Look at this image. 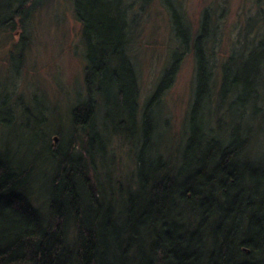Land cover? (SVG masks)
I'll use <instances>...</instances> for the list:
<instances>
[{
  "label": "trees",
  "instance_id": "trees-1",
  "mask_svg": "<svg viewBox=\"0 0 264 264\" xmlns=\"http://www.w3.org/2000/svg\"><path fill=\"white\" fill-rule=\"evenodd\" d=\"M50 1L0 0V32L26 30ZM69 1L87 64L86 95L66 134L59 129L53 145L33 109L15 116L0 103L9 137L0 145V264H264V9L254 19L263 24L247 25L248 47L222 65L216 91L210 17L191 40L176 0H162L179 47L141 106L128 0ZM191 44L194 100L171 148L159 125L161 96ZM115 137L135 153L127 184L113 178Z\"/></svg>",
  "mask_w": 264,
  "mask_h": 264
},
{
  "label": "rangeland",
  "instance_id": "rangeland-1",
  "mask_svg": "<svg viewBox=\"0 0 264 264\" xmlns=\"http://www.w3.org/2000/svg\"><path fill=\"white\" fill-rule=\"evenodd\" d=\"M176 3L191 40L195 41L199 34L205 15L210 17L206 49L216 59L217 91L222 65L234 50L240 52L248 47L243 42H251L253 38V34L249 37L246 34L250 20L262 23L254 19L264 9V0H176ZM127 6L130 13L128 54L137 72L142 106L162 82L179 43L162 0H154L149 6L128 0ZM82 37V25L69 0H51L32 18L26 30L20 27L13 33L0 32V103L13 107L15 116L29 107L33 109L36 117H42L37 131L46 136L48 131L54 132L53 145L59 139L57 131L60 129L65 135L71 124L69 112L86 95L87 61ZM192 44L181 60L174 81L161 96L159 125L171 148L180 140L194 100L196 60ZM15 127L18 133L22 131V121ZM5 131L0 130V145L9 138ZM77 139L78 150L82 142ZM108 149L115 157L113 178L127 184L136 168L135 153L120 137L113 138ZM41 192L42 187L36 189V194Z\"/></svg>",
  "mask_w": 264,
  "mask_h": 264
}]
</instances>
